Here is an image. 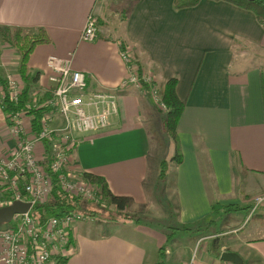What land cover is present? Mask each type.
<instances>
[{
	"label": "crops",
	"instance_id": "1",
	"mask_svg": "<svg viewBox=\"0 0 264 264\" xmlns=\"http://www.w3.org/2000/svg\"><path fill=\"white\" fill-rule=\"evenodd\" d=\"M90 14L97 17V37L84 41L80 34ZM0 25L48 33L50 42L35 46L28 58L25 82L18 53L0 41V79L11 76L28 85L39 103L51 94L49 55L69 57L90 89L116 94L112 128L81 143L72 161L102 178L112 195L130 198L122 213L152 216L135 222L120 219L114 204L90 205L89 222L73 225L74 249L65 264H156L163 245L164 264H186L195 253L192 244L202 238L213 244L195 253L202 264H233L220 260L222 251L236 252L242 264H264V225L249 219V209L215 215L210 232L197 231L214 214L212 204L251 206L264 197V54L251 55L264 52V25L252 11L225 0L182 8L174 0H0ZM121 50L160 93L167 80L176 79L175 93L184 104L176 125L182 160L170 159L165 179L158 178L166 148L155 100L143 84H122L128 69ZM0 143L2 156L16 146L1 106ZM156 220L188 229H174L166 241L171 230ZM178 230L184 238H174Z\"/></svg>",
	"mask_w": 264,
	"mask_h": 264
},
{
	"label": "built area",
	"instance_id": "2",
	"mask_svg": "<svg viewBox=\"0 0 264 264\" xmlns=\"http://www.w3.org/2000/svg\"><path fill=\"white\" fill-rule=\"evenodd\" d=\"M97 29V17L88 15L80 38L95 40ZM120 58L128 69L122 84H151L149 76L137 74L126 50H121ZM70 61L69 57L56 55L46 59V66L52 72L49 76L52 89L50 96L38 104L46 108L39 132H32L31 116L27 115L29 124H24L23 111L6 116L7 129L15 138L16 146L2 156L0 143V206L22 200L30 202V207L0 224V264H64L71 255L73 225L92 216L75 209L61 215H46L41 221L32 215L33 206L56 188L83 197L94 206L106 204L102 184L86 178L72 157L81 143H92L96 135L112 128V119L118 112L117 97L112 91L90 89L85 72L72 69ZM23 88L11 76L3 83L0 81V106L5 98L17 101ZM150 93L163 109L162 93L158 94L153 86ZM31 104L37 103L31 101ZM56 116L61 119L57 125L54 124ZM186 264L202 263L193 253Z\"/></svg>",
	"mask_w": 264,
	"mask_h": 264
},
{
	"label": "trees",
	"instance_id": "3",
	"mask_svg": "<svg viewBox=\"0 0 264 264\" xmlns=\"http://www.w3.org/2000/svg\"><path fill=\"white\" fill-rule=\"evenodd\" d=\"M199 0H174L175 8H182L195 5ZM233 3L236 6L241 8L250 10L254 13L256 19L259 23L264 25V0H225ZM0 41L10 45L19 55V64H18V73L21 79L25 82L29 80V75L27 74V61L32 53L35 46L43 43H49L50 37L44 28H39L36 32L32 34L26 33L19 27H9L5 25H0ZM137 74L140 76L141 71L138 66ZM32 79H36L31 77ZM1 80V79H0ZM3 81V80H1ZM4 82V81H3ZM143 84V83H142ZM175 85L176 79L172 78L166 81L164 84V89L162 94L160 95V100L165 105V110H161L158 103H154L155 111L160 115V124L161 128L169 135L170 143L172 144L173 151L170 158L162 157L158 162V178L165 179L168 172V162L173 161L178 164L181 162V152L178 145V136L176 132V125L178 118L183 109V102L180 101L175 93ZM151 84H143V89L146 92H150ZM31 98L29 95V86L25 85L21 91L20 97L17 101H13L9 98H5L1 102V108L4 114L7 116L9 114L15 113L17 111H23L26 115L31 116L32 120L30 121L32 132H39L41 129L40 120L43 114L46 111L44 107H38L39 102L36 105L31 104ZM30 104L28 107L27 105ZM83 175L90 179L99 181L102 184L104 194L106 196L105 202L106 206L110 204H114L116 208L119 210L118 215L119 218L131 219L135 222L139 221V217L137 214L132 213H122L121 211L128 206L130 198L127 196H118L112 195L108 190L105 181L97 175H94L90 172H83ZM84 198L80 196H73L56 188L51 192L48 196H46L41 202H38L33 206L32 215L35 219L41 221L46 215L54 214L61 215L70 209H75L82 211L84 213L90 212L93 208L90 207L92 204L90 203L88 207H84L82 203L84 202ZM86 201V200H85ZM88 202V201H87ZM86 203V202H85ZM88 204V203H86ZM250 206L243 205L238 206L236 204H226L220 205L218 203L212 204V216L206 222V226L202 229H197L200 232H210L208 230L209 224L217 223L215 219V215L218 217L221 214H227L231 211L237 210H248ZM98 210L101 207H96ZM173 217V214H171ZM249 219H258L262 225H264V216L262 214H250ZM156 222L160 223L164 228H170L171 232L169 234H165L166 241H170L172 239L174 229H188V226L184 224L174 225L169 224L163 220H156ZM171 222V219H170ZM169 224V225H167ZM214 226V225H213ZM207 230V231H206ZM217 233V228L214 230ZM211 234V233H210ZM166 246H162L158 250V261L156 264H164V255H165ZM66 262V261H65ZM64 262V264H65Z\"/></svg>",
	"mask_w": 264,
	"mask_h": 264
},
{
	"label": "rangeland",
	"instance_id": "4",
	"mask_svg": "<svg viewBox=\"0 0 264 264\" xmlns=\"http://www.w3.org/2000/svg\"><path fill=\"white\" fill-rule=\"evenodd\" d=\"M15 52H13L12 51V53H11V63H13V67H11V72H14V63H15V60H14V58H15ZM264 54V52L263 53H261V52H258V51H256V50H252V53H251V55H254L255 57H257V56H260V55H263ZM13 68V69H12ZM23 81V80H22ZM156 90H157V92H158V94H159V91H158V87H156ZM151 94V93H150ZM30 98H31V100L30 101H35V103H37L38 102V96L37 95H35V94H31V96H30ZM44 101V100H43ZM161 110H165V107L162 109L161 108ZM28 120V119H27ZM56 120L58 121H60L61 119H60V117L59 116H56ZM23 121H24V119H23ZM61 122V121H60ZM25 123V122H24ZM26 124V123H25ZM157 137H158V135H157ZM162 137H163V139H164V146H165V148H166V151L164 152V154H163V156L165 157V158H168L170 155H171V148H170V150H168V144L170 145V141H169V135L167 134V133H164L163 132V135H162ZM167 142H168V144H167ZM162 151H164V147H163V150ZM264 193V192H263ZM263 197V196H262ZM256 198V197H255ZM253 199V201H251V206L249 207V213L250 214H253V213H255V214H261V213H263L264 212V197H263V200L262 201H256V199ZM88 203V204H90L89 202H87V201H85L84 200V204H86V203ZM115 214V213H114ZM133 214H135V213H133ZM147 214V213H146ZM138 215V214H137ZM100 218V217H99ZM152 218V216L151 215H142V216H140V218H139V220L141 219L143 222H145V223H147L148 221H151L150 219ZM121 219V218H120ZM82 222H89V219H85L84 221H82ZM81 223V222H80ZM169 224H171V223H169ZM169 224H167V225H169ZM168 229V231H170V228H167ZM217 230H219V228H217ZM220 231V230H219ZM218 231V232H219ZM205 233V232H204ZM200 234H202V232H200ZM204 235V234H203ZM207 235V234H206ZM228 236V235H227ZM185 237V234H184V231H182V230H178V231H176L175 232V234H174V238H177V239H181V238H184ZM199 238H201V237H199ZM203 239V240H202ZM202 239H199V241L196 243V244H192L193 246L191 247V250H193L195 253H198L201 249H203V248H205L206 246L207 247H209V248H212V246H213V244H212V240L211 239H204V238H202ZM202 240V241H201Z\"/></svg>",
	"mask_w": 264,
	"mask_h": 264
},
{
	"label": "water",
	"instance_id": "5",
	"mask_svg": "<svg viewBox=\"0 0 264 264\" xmlns=\"http://www.w3.org/2000/svg\"><path fill=\"white\" fill-rule=\"evenodd\" d=\"M29 207L30 202L22 200H14L10 204L0 206V224L9 222L14 214L25 212ZM219 258L233 264H242L241 256L233 251H222Z\"/></svg>",
	"mask_w": 264,
	"mask_h": 264
}]
</instances>
